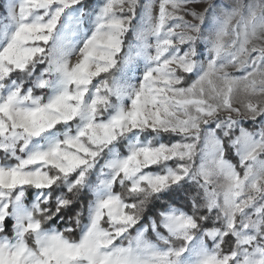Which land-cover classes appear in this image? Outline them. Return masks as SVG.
Instances as JSON below:
<instances>
[{"label": "snow or ice", "instance_id": "6c2138e0", "mask_svg": "<svg viewBox=\"0 0 264 264\" xmlns=\"http://www.w3.org/2000/svg\"><path fill=\"white\" fill-rule=\"evenodd\" d=\"M0 9V264H264V0Z\"/></svg>", "mask_w": 264, "mask_h": 264}, {"label": "rangeland", "instance_id": "374dc122", "mask_svg": "<svg viewBox=\"0 0 264 264\" xmlns=\"http://www.w3.org/2000/svg\"><path fill=\"white\" fill-rule=\"evenodd\" d=\"M2 2H3V0H2ZM141 2H142V3H143V2H146V0H141ZM196 6L200 7L199 3H198ZM188 18L190 19V17H188ZM128 39H132V37L129 36ZM229 70H230V71H235V70H233V69H229Z\"/></svg>", "mask_w": 264, "mask_h": 264}, {"label": "trees", "instance_id": "16d2710c", "mask_svg": "<svg viewBox=\"0 0 264 264\" xmlns=\"http://www.w3.org/2000/svg\"><path fill=\"white\" fill-rule=\"evenodd\" d=\"M0 3H2V0H0ZM0 12H2V9H0ZM9 227H11V222L9 221Z\"/></svg>", "mask_w": 264, "mask_h": 264}]
</instances>
